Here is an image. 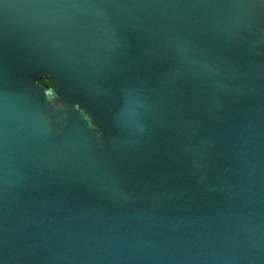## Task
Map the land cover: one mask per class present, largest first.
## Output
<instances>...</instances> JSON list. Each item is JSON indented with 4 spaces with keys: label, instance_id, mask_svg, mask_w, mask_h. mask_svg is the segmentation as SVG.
I'll list each match as a JSON object with an SVG mask.
<instances>
[{
    "label": "water",
    "instance_id": "95a60500",
    "mask_svg": "<svg viewBox=\"0 0 264 264\" xmlns=\"http://www.w3.org/2000/svg\"><path fill=\"white\" fill-rule=\"evenodd\" d=\"M0 264H264V0H0Z\"/></svg>",
    "mask_w": 264,
    "mask_h": 264
},
{
    "label": "trees",
    "instance_id": "16d2710c",
    "mask_svg": "<svg viewBox=\"0 0 264 264\" xmlns=\"http://www.w3.org/2000/svg\"><path fill=\"white\" fill-rule=\"evenodd\" d=\"M45 81L49 83V80H45Z\"/></svg>",
    "mask_w": 264,
    "mask_h": 264
}]
</instances>
